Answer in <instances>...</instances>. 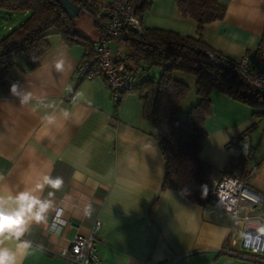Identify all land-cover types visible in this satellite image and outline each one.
I'll list each match as a JSON object with an SVG mask.
<instances>
[{
    "label": "crops",
    "instance_id": "crops-1",
    "mask_svg": "<svg viewBox=\"0 0 264 264\" xmlns=\"http://www.w3.org/2000/svg\"><path fill=\"white\" fill-rule=\"evenodd\" d=\"M217 1L225 6L222 18L201 30L179 11L176 0H150L142 23L147 29L200 37L211 50L233 60L250 54L260 64L264 0ZM28 14L0 9V38ZM81 14L89 25L75 18L78 33L96 39L98 29ZM47 40L49 48L37 66L28 69L19 61L9 70L8 91H0V195L32 189L44 175L63 179L59 190L46 186L37 193L53 207L25 235L32 247L22 264H73L69 242L77 234H89L96 224L98 264H242L223 251L238 230L231 215L214 201L196 203L163 187L165 161L139 94L124 92L114 103L103 77L76 83L73 72L85 45L67 43L58 33ZM14 83L20 86L15 95L10 91ZM24 91L33 96L28 104L18 98ZM256 112L220 91L210 93L199 156L216 169L212 182L235 171L247 181L252 164L257 166L253 175L264 173V156H258L264 114ZM57 209L65 223L55 220Z\"/></svg>",
    "mask_w": 264,
    "mask_h": 264
},
{
    "label": "trees",
    "instance_id": "trees-1",
    "mask_svg": "<svg viewBox=\"0 0 264 264\" xmlns=\"http://www.w3.org/2000/svg\"><path fill=\"white\" fill-rule=\"evenodd\" d=\"M72 1L83 3V0ZM131 3L134 12L144 15L150 0H131ZM176 6L197 22L198 30L205 23L222 18L225 11L224 4L217 0H176ZM0 9L7 13L29 12L23 22L0 38L1 93L8 91L9 70L19 61L28 69L37 66L49 48V34L58 33L67 43L86 45L91 40L78 33L75 17L69 18L55 0H0ZM123 42L129 52L121 60L135 79V85L127 91L137 92L143 101L144 118L151 124L165 161L163 187L176 189L196 203L213 201L210 187L216 169L199 156L210 93L220 91L256 108L257 114H264V92L251 89L238 75L210 61L207 52H216L200 37L144 27L142 34ZM261 49L264 50V44ZM141 62L156 65L158 77L144 73ZM176 72L192 76L195 83L197 102L184 118L179 116V111L189 85L177 79Z\"/></svg>",
    "mask_w": 264,
    "mask_h": 264
},
{
    "label": "built area",
    "instance_id": "built-area-1",
    "mask_svg": "<svg viewBox=\"0 0 264 264\" xmlns=\"http://www.w3.org/2000/svg\"><path fill=\"white\" fill-rule=\"evenodd\" d=\"M78 6L90 17L99 34L85 45L84 56L73 72L74 81L80 83L93 77H103L111 101L117 103L122 94L135 85V79L126 69L121 55L113 52L108 40L123 41L142 34L143 13L133 11L131 0H83ZM207 54L210 61L238 75L251 89L264 92V50L260 52V64L248 54L238 60L218 52L208 51ZM240 145L247 153L246 143L241 141ZM256 170L257 166L252 164L250 174ZM210 195L214 203L238 223V230L231 235L223 251L238 258L242 264H264V217L251 213L264 204V194L248 185L235 171L213 181ZM60 213L61 209H57L54 214L56 221L60 220ZM97 228L98 224L89 234H77L71 239L68 251L73 264L99 263L94 245Z\"/></svg>",
    "mask_w": 264,
    "mask_h": 264
},
{
    "label": "clouds",
    "instance_id": "clouds-1",
    "mask_svg": "<svg viewBox=\"0 0 264 264\" xmlns=\"http://www.w3.org/2000/svg\"><path fill=\"white\" fill-rule=\"evenodd\" d=\"M58 69L63 67L61 61L56 65ZM20 88L18 84H12L10 91L17 94ZM21 104H28L32 99V93L24 91L18 96ZM38 103H43L39 100ZM49 123L52 118H48ZM63 184L62 177H52L44 175L36 183L34 188L24 190L15 195H0V264H22V256L32 247V242L24 239L29 232L30 226L35 223L45 221L47 214L52 209V201L42 199L37 193L42 191L46 186L59 190ZM52 193H49L51 196ZM15 241V248L6 246V242Z\"/></svg>",
    "mask_w": 264,
    "mask_h": 264
},
{
    "label": "rangeland",
    "instance_id": "rangeland-1",
    "mask_svg": "<svg viewBox=\"0 0 264 264\" xmlns=\"http://www.w3.org/2000/svg\"><path fill=\"white\" fill-rule=\"evenodd\" d=\"M75 18L78 20V22L85 23L84 25H86V26L89 25V23L87 22L88 19L83 14L80 13ZM108 41H109V44L112 47V50L114 53H119L121 56H125V54H127L129 52V47L125 42L115 41V40H108ZM140 68H142L144 73H148L149 76L152 78H157L159 75L158 67L156 65L148 64L146 62H141ZM178 75L176 78H179V79L181 78L180 80L186 82L189 85V92H188L185 100L182 102L181 107H180V111H179V116L184 118L188 109L197 102L196 101L197 97H196V93H195V84H194L193 77L188 75V74L182 73V72L179 76ZM260 119H261L260 123L261 124L264 123V119H262V118H260ZM257 128H255L253 130L255 133H256ZM260 129L261 128L259 126L257 131L260 132ZM258 156H259V158L264 156V140H262L258 146ZM246 180H247L246 182L250 186L258 188L259 190L262 191L261 193L264 194V173L258 172L254 175L253 174L247 175ZM256 213H258V214L262 215V217H264V204H262L260 207H258L256 209Z\"/></svg>",
    "mask_w": 264,
    "mask_h": 264
},
{
    "label": "water",
    "instance_id": "water-1",
    "mask_svg": "<svg viewBox=\"0 0 264 264\" xmlns=\"http://www.w3.org/2000/svg\"><path fill=\"white\" fill-rule=\"evenodd\" d=\"M69 18L76 17L80 12V7L72 0H55Z\"/></svg>",
    "mask_w": 264,
    "mask_h": 264
}]
</instances>
